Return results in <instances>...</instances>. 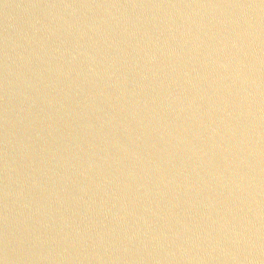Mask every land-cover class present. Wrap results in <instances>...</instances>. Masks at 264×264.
<instances>
[{
    "label": "water",
    "instance_id": "1",
    "mask_svg": "<svg viewBox=\"0 0 264 264\" xmlns=\"http://www.w3.org/2000/svg\"><path fill=\"white\" fill-rule=\"evenodd\" d=\"M0 264H264V0H0Z\"/></svg>",
    "mask_w": 264,
    "mask_h": 264
}]
</instances>
